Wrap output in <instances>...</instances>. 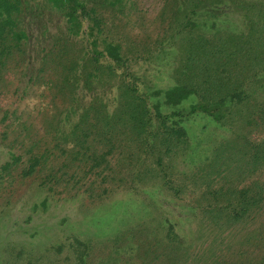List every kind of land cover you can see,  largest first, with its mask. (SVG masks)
Masks as SVG:
<instances>
[{
    "label": "trees",
    "instance_id": "obj_1",
    "mask_svg": "<svg viewBox=\"0 0 264 264\" xmlns=\"http://www.w3.org/2000/svg\"><path fill=\"white\" fill-rule=\"evenodd\" d=\"M117 195L158 219L69 261L264 264V0H0V221Z\"/></svg>",
    "mask_w": 264,
    "mask_h": 264
},
{
    "label": "rangeland",
    "instance_id": "obj_2",
    "mask_svg": "<svg viewBox=\"0 0 264 264\" xmlns=\"http://www.w3.org/2000/svg\"><path fill=\"white\" fill-rule=\"evenodd\" d=\"M143 76L148 87L167 88L171 84L165 71L158 74V64L152 65ZM203 119L193 118L188 124L193 144L209 142L222 133ZM204 125L210 126L203 130ZM136 198L135 195H117L96 208L80 199L69 202L54 199L48 211L34 215L31 222L27 221L29 211L26 209L17 220L12 214L5 216L0 221V264H76L67 259L71 256L68 246L73 238L101 247L116 228L134 227L158 219V213L138 203ZM30 200L34 199L30 197ZM62 245L64 249L57 252ZM103 254L96 252L97 256ZM98 262L96 259V264Z\"/></svg>",
    "mask_w": 264,
    "mask_h": 264
}]
</instances>
